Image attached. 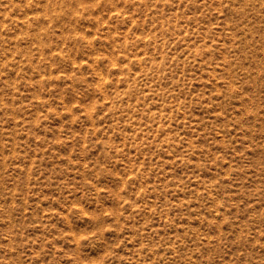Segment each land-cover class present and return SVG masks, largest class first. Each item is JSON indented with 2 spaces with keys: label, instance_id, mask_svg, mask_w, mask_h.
<instances>
[{
  "label": "rangeland",
  "instance_id": "obj_1",
  "mask_svg": "<svg viewBox=\"0 0 264 264\" xmlns=\"http://www.w3.org/2000/svg\"><path fill=\"white\" fill-rule=\"evenodd\" d=\"M0 264H264V0H0Z\"/></svg>",
  "mask_w": 264,
  "mask_h": 264
}]
</instances>
